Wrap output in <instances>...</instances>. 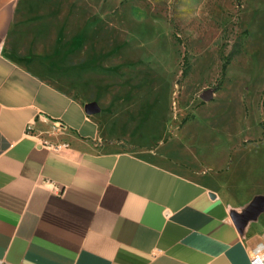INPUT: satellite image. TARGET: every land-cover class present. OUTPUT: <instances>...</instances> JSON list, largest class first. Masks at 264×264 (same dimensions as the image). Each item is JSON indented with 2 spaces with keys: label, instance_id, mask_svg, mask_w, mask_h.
<instances>
[{
  "label": "rangeland",
  "instance_id": "374dc122",
  "mask_svg": "<svg viewBox=\"0 0 264 264\" xmlns=\"http://www.w3.org/2000/svg\"><path fill=\"white\" fill-rule=\"evenodd\" d=\"M20 7L15 32L35 39L9 51L15 60L84 104L97 102L93 118L113 136L216 189L244 235L264 240V0ZM209 88L214 98L205 101Z\"/></svg>",
  "mask_w": 264,
  "mask_h": 264
},
{
  "label": "crops",
  "instance_id": "0c3cea01",
  "mask_svg": "<svg viewBox=\"0 0 264 264\" xmlns=\"http://www.w3.org/2000/svg\"><path fill=\"white\" fill-rule=\"evenodd\" d=\"M21 2L0 0V264H251L259 241L216 189L125 145L11 56L35 39L15 32Z\"/></svg>",
  "mask_w": 264,
  "mask_h": 264
},
{
  "label": "water",
  "instance_id": "95a60500",
  "mask_svg": "<svg viewBox=\"0 0 264 264\" xmlns=\"http://www.w3.org/2000/svg\"><path fill=\"white\" fill-rule=\"evenodd\" d=\"M215 90L213 88H209L205 90L201 97L205 101H211L214 98ZM85 110L89 115L96 114L100 111V106L97 102H89L85 105ZM212 197H216V194L212 192Z\"/></svg>",
  "mask_w": 264,
  "mask_h": 264
},
{
  "label": "built area",
  "instance_id": "2783aa9c",
  "mask_svg": "<svg viewBox=\"0 0 264 264\" xmlns=\"http://www.w3.org/2000/svg\"><path fill=\"white\" fill-rule=\"evenodd\" d=\"M45 143L48 144V145H52L53 144V143H50L48 141H46ZM53 145H57V144H53ZM250 254H251L250 255L251 264H264V240L259 241L258 243H256L252 247Z\"/></svg>",
  "mask_w": 264,
  "mask_h": 264
},
{
  "label": "trees",
  "instance_id": "16d2710c",
  "mask_svg": "<svg viewBox=\"0 0 264 264\" xmlns=\"http://www.w3.org/2000/svg\"><path fill=\"white\" fill-rule=\"evenodd\" d=\"M225 69V64H224V67H223V70Z\"/></svg>",
  "mask_w": 264,
  "mask_h": 264
}]
</instances>
